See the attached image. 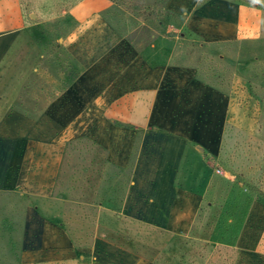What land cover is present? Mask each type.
<instances>
[{"label":"rangeland","instance_id":"rangeland-1","mask_svg":"<svg viewBox=\"0 0 264 264\" xmlns=\"http://www.w3.org/2000/svg\"><path fill=\"white\" fill-rule=\"evenodd\" d=\"M78 1L16 0V30L0 7V135L53 167L46 196L0 187V264L27 261L33 214L50 264H264V31L207 41L169 0H110L82 24ZM129 95L144 125L98 108Z\"/></svg>","mask_w":264,"mask_h":264},{"label":"crops","instance_id":"crops-1","mask_svg":"<svg viewBox=\"0 0 264 264\" xmlns=\"http://www.w3.org/2000/svg\"><path fill=\"white\" fill-rule=\"evenodd\" d=\"M168 4L175 10L190 13L187 26L207 41L226 42L254 38L264 31V21H262L264 20V9L254 3L240 0H169ZM110 5H112L110 0H79L68 9V13L82 24L93 22L96 25L99 22L96 17L100 13H104ZM0 7L2 13L6 12L7 15L3 19H7V17L11 19L10 21L5 20L6 24H3V27L8 30H16L20 26L18 2L16 0H0ZM7 12L15 15L10 18ZM141 86L144 85L141 84ZM148 91L139 90V93L153 94L151 90V92ZM210 93L211 90L208 93L209 97H211ZM130 97L129 95V100L126 96L117 100L106 98L109 100H107L106 105H104L105 99H100L98 100L99 107L97 105L94 107L104 109V106L108 108L119 104L126 107L129 105L130 108L133 105L134 110H136L135 122L144 125L146 123V118L143 115L144 103L149 101H143V103L135 98L134 102ZM5 123L4 120H0V132L2 130L1 126ZM5 139L0 135L1 144L6 146V152H0V187L22 188L30 192L39 191L41 195L46 196L49 193L53 178V167L50 162H46L48 158L45 157L43 165L35 167L33 159L38 157L36 152L39 151L32 148L35 146L33 138L23 137V142L17 140L16 137L13 141L6 139L7 142H3ZM130 151V148H127L119 152L124 163L129 158ZM46 155L49 156L47 153ZM96 215L98 220L100 215L104 217L105 213L98 212ZM35 217L36 215L33 214L26 219L28 223L23 235L22 251L27 261L23 264H50L48 254L51 251V246H48L45 242L48 227L41 224L37 226V230L34 229L30 222L38 219Z\"/></svg>","mask_w":264,"mask_h":264},{"label":"built area","instance_id":"built-area-1","mask_svg":"<svg viewBox=\"0 0 264 264\" xmlns=\"http://www.w3.org/2000/svg\"><path fill=\"white\" fill-rule=\"evenodd\" d=\"M218 171V170H217Z\"/></svg>","mask_w":264,"mask_h":264}]
</instances>
